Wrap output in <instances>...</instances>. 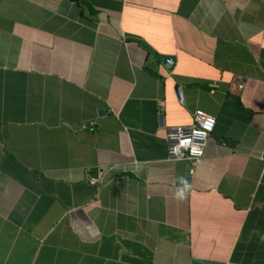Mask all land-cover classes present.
Segmentation results:
<instances>
[{"label":"crops","instance_id":"crops-1","mask_svg":"<svg viewBox=\"0 0 264 264\" xmlns=\"http://www.w3.org/2000/svg\"><path fill=\"white\" fill-rule=\"evenodd\" d=\"M0 264H264V0H0Z\"/></svg>","mask_w":264,"mask_h":264},{"label":"built area","instance_id":"built-area-1","mask_svg":"<svg viewBox=\"0 0 264 264\" xmlns=\"http://www.w3.org/2000/svg\"><path fill=\"white\" fill-rule=\"evenodd\" d=\"M189 128L171 127L165 132L168 156L183 160L192 167L204 156L207 140L214 129V120L203 112H196ZM97 180H92L96 184Z\"/></svg>","mask_w":264,"mask_h":264},{"label":"water","instance_id":"water-1","mask_svg":"<svg viewBox=\"0 0 264 264\" xmlns=\"http://www.w3.org/2000/svg\"><path fill=\"white\" fill-rule=\"evenodd\" d=\"M70 2H77L78 0H69ZM173 62H174V58L172 57H165L163 59V65L165 66V68H167L168 70L171 69V67L173 66Z\"/></svg>","mask_w":264,"mask_h":264},{"label":"clouds","instance_id":"clouds-1","mask_svg":"<svg viewBox=\"0 0 264 264\" xmlns=\"http://www.w3.org/2000/svg\"><path fill=\"white\" fill-rule=\"evenodd\" d=\"M177 196H178L179 198H183V196H184V190H183V189L179 190V191L177 192Z\"/></svg>","mask_w":264,"mask_h":264}]
</instances>
